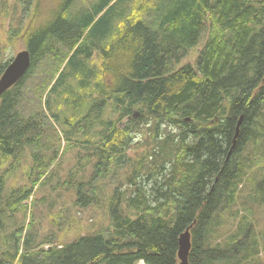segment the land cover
<instances>
[{"label": "trees", "instance_id": "1", "mask_svg": "<svg viewBox=\"0 0 264 264\" xmlns=\"http://www.w3.org/2000/svg\"><path fill=\"white\" fill-rule=\"evenodd\" d=\"M20 1L10 42L39 11L35 0ZM62 16L54 29L34 32L30 24L17 39L32 65L0 95L6 178L29 154L39 170L34 182L45 183L59 158L78 147L82 167L96 159L91 180L78 185L77 204L87 207L127 166L138 131L145 129L148 140L138 145L127 192L112 196L111 232L39 251L33 234L25 241L15 227L0 264H180L179 238L194 222L190 264H264V0H97ZM203 37L196 64L176 68ZM101 47L104 69L91 63L92 70L88 60ZM11 61H0V77ZM69 63L74 76L66 72ZM66 84L73 128L60 138V113L47 99L52 90L65 93ZM113 103L117 118L105 123ZM51 116L58 119L54 127ZM4 185L1 176L0 199ZM34 189L5 196L4 207L16 214ZM0 242L4 249L1 236Z\"/></svg>", "mask_w": 264, "mask_h": 264}, {"label": "rangeland", "instance_id": "2", "mask_svg": "<svg viewBox=\"0 0 264 264\" xmlns=\"http://www.w3.org/2000/svg\"><path fill=\"white\" fill-rule=\"evenodd\" d=\"M33 1V0H32ZM38 4L39 11L36 18H28L22 30L18 34H14L16 38L14 41L10 42V34H12V27L18 26L21 20V4L23 2L20 0H0V49L4 50V53L0 57V61H10L16 54L25 49V44L21 40L17 41L19 36L24 32L25 28H28L31 24L32 30L34 32H48L51 28L63 20V14L65 13H75L76 11H82L89 8L93 1L97 0H35ZM19 4V7L16 5ZM18 8V9H16ZM204 35H208V30L205 31ZM114 36H110L105 39L106 43L112 41ZM205 38L203 37L198 45L193 47L189 52L181 57V61L178 63L176 68L181 67L185 64H196L198 53ZM11 44V45H9ZM87 63L88 68L95 70L96 67L91 65L96 64L100 70L104 69L103 66V47L98 50L93 49L91 58ZM74 65L69 63L66 72L72 73L74 76ZM66 87V94L63 91H59L60 94H54L56 90H52L48 96L47 104L51 103L55 112L60 113V119L57 122V117L52 118V126L55 125V130L61 138L62 132L73 128V123L70 121L69 116L72 114L71 108L75 104L71 103L69 99V86L62 85ZM66 101L64 103V100ZM64 103V107L60 108L61 104ZM46 111L51 113V110L47 108ZM112 105L106 106L104 114L106 115L105 123L109 121H114L117 118L116 112H112ZM65 110L67 111V116H65ZM67 120V122H65ZM125 122L121 121V124ZM40 124H33L34 127H38ZM144 128H148V124L142 125ZM50 127V128H51ZM98 125L95 126L89 138L93 141L96 138L95 130ZM101 128V126H100ZM104 128L107 126L104 125ZM147 131L142 129L134 136V141L127 155L130 158L127 166L118 167L115 174L106 181L102 191L98 192L93 196L95 203L87 207H82L77 204L78 201V185L81 182H86L91 180L94 174V162L95 157L85 166L80 165L81 157L84 155V151H81L78 147L66 151L64 155L59 158L58 163L50 171L49 180L45 183L34 182V178L37 176L38 167L32 161L31 156L28 154L25 160L22 161L20 167L12 168L10 172V178H6V168L9 163H6L10 158H4L3 161L0 160V177L4 176L5 185L2 197L0 199V209L2 210L1 219L3 221V226L0 228V236L2 237V242L6 241V246L2 249V243L0 242V252L10 248V238L9 236L18 227V230L22 236V239L28 241L29 235L33 234L35 237L32 244L38 247L35 250L43 251L44 249H49V246L65 245L71 243L77 238L83 235L94 234L96 232H105L109 229L111 232L114 227V215L116 216V210L114 207V201L112 196L116 191L120 194H124L128 190L129 181L128 178L132 172V168L136 165V158L140 154L139 144L142 140L145 142L147 139ZM52 135V148L54 151V144L58 145L54 140V133L50 132ZM164 136L161 133L159 137L162 139ZM79 138V137H77ZM76 138V139H77ZM63 148L65 149V141L63 139ZM146 148V147H145ZM144 148H142L143 150ZM52 151V153H53ZM125 153V151H123ZM84 161V160H83ZM148 163L150 162L147 160ZM151 163V162H150ZM167 168V165H166ZM165 174L162 173V175ZM35 185V189L30 195L29 199L25 201L24 207L19 208V210L14 214L12 212V207H4L5 196L7 198L12 195L24 194L25 188ZM20 188V191L14 194V190ZM14 191V192H13ZM126 200L127 196L123 195ZM129 196V195H128ZM127 202V200H126ZM125 204V203H124ZM124 209V206H123ZM8 213V215H6ZM130 214V212H129ZM136 217L135 213L131 214ZM264 218V216H263ZM233 227L229 225L227 228ZM47 240H49L47 242ZM11 252V250H10ZM28 255V254H27ZM29 256V255H28ZM23 260L20 259L16 264H23ZM30 264H35L29 262ZM139 264H145L144 262H139Z\"/></svg>", "mask_w": 264, "mask_h": 264}, {"label": "water", "instance_id": "3", "mask_svg": "<svg viewBox=\"0 0 264 264\" xmlns=\"http://www.w3.org/2000/svg\"><path fill=\"white\" fill-rule=\"evenodd\" d=\"M32 65L31 52L28 49L19 51L13 60L8 64L0 77V95L6 92L8 89L17 84L29 71ZM241 122V119L239 123ZM237 128V134H238ZM196 222H194L195 224ZM191 250V234L190 228L184 232L179 242L178 256L180 264H190L189 254Z\"/></svg>", "mask_w": 264, "mask_h": 264}, {"label": "bare ground", "instance_id": "4", "mask_svg": "<svg viewBox=\"0 0 264 264\" xmlns=\"http://www.w3.org/2000/svg\"><path fill=\"white\" fill-rule=\"evenodd\" d=\"M193 225H195V224H193ZM193 225H191V226L188 227V228H190V234H191V228L193 227ZM188 228H187V229H188ZM187 229H186V230H187ZM186 230H185L184 232H186ZM184 232H183V233H184ZM183 233H182V234H183ZM182 234L180 235V238H181ZM180 238H179V242H180Z\"/></svg>", "mask_w": 264, "mask_h": 264}, {"label": "crops", "instance_id": "5", "mask_svg": "<svg viewBox=\"0 0 264 264\" xmlns=\"http://www.w3.org/2000/svg\"><path fill=\"white\" fill-rule=\"evenodd\" d=\"M105 56H107V54H105Z\"/></svg>", "mask_w": 264, "mask_h": 264}]
</instances>
